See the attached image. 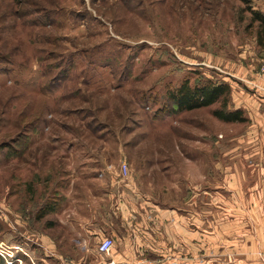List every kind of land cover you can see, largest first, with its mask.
<instances>
[{"label":"rangeland","instance_id":"374dc122","mask_svg":"<svg viewBox=\"0 0 264 264\" xmlns=\"http://www.w3.org/2000/svg\"><path fill=\"white\" fill-rule=\"evenodd\" d=\"M251 9L264 13V0H0V264L23 255L7 244L8 187L37 216L61 170L126 162L128 180L175 202L165 170L179 138L205 165L213 147H264V126L219 121L220 103L169 116L166 101L185 81L233 86L228 73L259 69Z\"/></svg>","mask_w":264,"mask_h":264},{"label":"crops","instance_id":"0c3cea01","mask_svg":"<svg viewBox=\"0 0 264 264\" xmlns=\"http://www.w3.org/2000/svg\"><path fill=\"white\" fill-rule=\"evenodd\" d=\"M257 72L228 73L238 79L231 85V108L243 110L249 124L264 126V94L241 87H252ZM180 140L165 170L177 174L178 185L171 182L175 202L120 179L116 167L96 175L83 160L53 181L58 206L46 216L53 217V226L29 216L37 203L22 202L8 187L2 216L7 244L23 254L21 264H106L109 258L97 251L106 237L114 240L116 262L171 256L179 264H264V147H213L205 165L207 154L187 152Z\"/></svg>","mask_w":264,"mask_h":264},{"label":"trees","instance_id":"16d2710c","mask_svg":"<svg viewBox=\"0 0 264 264\" xmlns=\"http://www.w3.org/2000/svg\"><path fill=\"white\" fill-rule=\"evenodd\" d=\"M252 15L251 21L259 24V32L257 34V41L259 47L264 50V13L258 10H250ZM247 87V86H246ZM251 92V88L247 87ZM257 94V91H253ZM251 92V93H252ZM232 94V86L228 83H212L207 82L202 85L192 86L189 81L183 82L178 88L169 91L167 93V111L168 115H176L183 112H191L204 108L212 107L215 104L220 103L221 109H217L213 112V116L224 123H245L247 118L243 110L230 109V101ZM53 204H58L53 202ZM51 209L54 211V207L49 206L48 203L44 204L38 211L37 219H43L51 212L47 211Z\"/></svg>","mask_w":264,"mask_h":264},{"label":"built area","instance_id":"2783aa9c","mask_svg":"<svg viewBox=\"0 0 264 264\" xmlns=\"http://www.w3.org/2000/svg\"><path fill=\"white\" fill-rule=\"evenodd\" d=\"M251 86L256 91L264 94V60H262L257 72V81L252 83ZM112 166H109V170H112ZM118 177L122 180H128L130 177V168L126 162H122L118 168ZM6 248V247H5ZM114 248V240L110 237H106L98 244L97 251L100 255H103L109 260L106 264H179L178 260L174 257L156 258V259H140L133 263L116 262L111 259V254ZM2 250L4 246L2 245ZM9 253V252H8ZM9 257H14V253L11 252ZM20 262V261H19Z\"/></svg>","mask_w":264,"mask_h":264}]
</instances>
